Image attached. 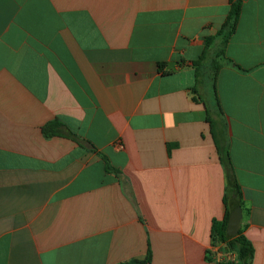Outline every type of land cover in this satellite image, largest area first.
Wrapping results in <instances>:
<instances>
[{
	"label": "crops",
	"instance_id": "obj_1",
	"mask_svg": "<svg viewBox=\"0 0 264 264\" xmlns=\"http://www.w3.org/2000/svg\"><path fill=\"white\" fill-rule=\"evenodd\" d=\"M231 9L0 0V264H126L149 249L151 264H219L212 227L228 205L216 137L264 264V0H244L220 34ZM54 120L83 142L46 137Z\"/></svg>",
	"mask_w": 264,
	"mask_h": 264
},
{
	"label": "trees",
	"instance_id": "obj_2",
	"mask_svg": "<svg viewBox=\"0 0 264 264\" xmlns=\"http://www.w3.org/2000/svg\"><path fill=\"white\" fill-rule=\"evenodd\" d=\"M244 0H231V13L230 16L228 17L224 29L220 34L226 33V35L231 34L234 32L239 15L241 13V8H242V3ZM222 50L219 52V54H222ZM209 52H205L202 57L200 58L199 61L194 62V66H197L199 68V65H201V62H205L206 58L208 56ZM220 55L218 57L220 58ZM217 57V58H218ZM217 62L213 64L214 68L217 67ZM161 69L166 67V63H163L161 66ZM201 70L198 69V79H201V75H199V72ZM216 78V74L210 75L209 79L212 81ZM199 81V80H198ZM194 93H198V88H194L192 90ZM64 125L58 121L54 120L47 125L44 126L43 132L46 137H52V136H58V135H65L69 138H72L79 142L80 144L83 142L81 141L76 135L73 133H67L64 134L62 133V128ZM216 143L219 149L220 153V159L224 165V168L226 170V175H227V188H226V193H225V202L228 205V210L226 214V218L224 221L219 222L215 220L213 222V227H212V247L217 248L220 247L221 250H223L226 254H235L237 262L235 261H220V264H254V246L252 242L246 237L245 235V229L244 227H241L239 230L238 234L235 237H231L228 234V224H229V218H230V208L229 206L232 204L233 201H238L241 203L243 206V194L241 187L238 184L237 177L234 171V167L232 164V160L230 157V153L228 148H225L223 145L220 144L219 140L216 137ZM91 145L90 143H88ZM93 149L95 147H92ZM106 160V159H105ZM106 169L108 171H111V167L109 163L106 160ZM212 255V251L208 252V260L209 261H214V258ZM152 262V251L149 249L147 256L145 259L142 260H133L129 263L126 264H151Z\"/></svg>",
	"mask_w": 264,
	"mask_h": 264
},
{
	"label": "water",
	"instance_id": "obj_3",
	"mask_svg": "<svg viewBox=\"0 0 264 264\" xmlns=\"http://www.w3.org/2000/svg\"><path fill=\"white\" fill-rule=\"evenodd\" d=\"M243 220L242 205L238 201H233L230 205V218L228 224V234L231 237H235L241 229Z\"/></svg>",
	"mask_w": 264,
	"mask_h": 264
},
{
	"label": "rangeland",
	"instance_id": "obj_4",
	"mask_svg": "<svg viewBox=\"0 0 264 264\" xmlns=\"http://www.w3.org/2000/svg\"><path fill=\"white\" fill-rule=\"evenodd\" d=\"M205 79H206V81L203 82L204 90H207L209 92L208 95H211V91L210 90L212 89L211 88L212 82L206 76H205ZM217 248H219L218 251H219L220 256H219V258H217L218 260L215 259V261H217L219 264H220V261H223V260L224 261L228 260V261H235V262H237V259H236V255L235 254H226L223 250L220 249V247H217ZM211 256H213V254ZM213 258H214V256H213Z\"/></svg>",
	"mask_w": 264,
	"mask_h": 264
}]
</instances>
